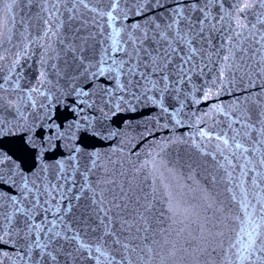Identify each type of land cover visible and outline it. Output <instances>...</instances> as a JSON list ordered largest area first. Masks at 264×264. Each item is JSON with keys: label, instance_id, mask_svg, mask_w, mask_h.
I'll return each mask as SVG.
<instances>
[{"label": "snow or ice", "instance_id": "obj_1", "mask_svg": "<svg viewBox=\"0 0 264 264\" xmlns=\"http://www.w3.org/2000/svg\"><path fill=\"white\" fill-rule=\"evenodd\" d=\"M0 264H264V0H0Z\"/></svg>", "mask_w": 264, "mask_h": 264}]
</instances>
